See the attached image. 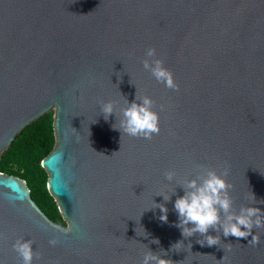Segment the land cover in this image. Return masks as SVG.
<instances>
[{"label": "water", "instance_id": "1", "mask_svg": "<svg viewBox=\"0 0 264 264\" xmlns=\"http://www.w3.org/2000/svg\"><path fill=\"white\" fill-rule=\"evenodd\" d=\"M149 48L178 88L144 68ZM144 96L159 114L150 139L122 126ZM52 110L42 166L67 224L0 172V264H22L18 239L33 242V264H142L148 251L170 264H264V227L258 244L212 227L219 244L202 246L174 207L185 181L227 168L233 211L264 210V0H0V157Z\"/></svg>", "mask_w": 264, "mask_h": 264}, {"label": "clouds", "instance_id": "2", "mask_svg": "<svg viewBox=\"0 0 264 264\" xmlns=\"http://www.w3.org/2000/svg\"><path fill=\"white\" fill-rule=\"evenodd\" d=\"M143 65L157 81L165 84L166 87L173 89L179 87L172 71L164 67L163 60L156 58L155 48H149L146 51ZM153 103L150 97L144 96L141 103L132 102L125 107L122 121L124 132L131 136H143L149 139L153 133H158L160 131L159 114L153 110ZM114 108L115 104L112 101L103 105L106 118L113 113ZM228 174L227 168L223 172L209 168L205 170L200 180L192 179L184 182L185 194L176 199L174 204L180 217L177 226L182 229L184 237H190L199 232L206 238V242L199 241L202 246L205 243L208 246L217 245L220 237L209 234V229L216 227L223 229L225 237L246 238L251 235L252 239L249 243L258 244L260 242L259 233L253 234V229L264 227V210L255 206H244L238 212L233 211V199L229 193L231 185L226 179ZM175 176L174 171L167 173L169 180ZM169 198L165 196L166 200ZM159 207L163 213L159 219L166 222L168 209L165 205H159ZM221 211H223V216ZM189 224L192 227H188ZM154 242L158 243V241ZM50 243L55 244L56 240ZM13 247L22 258V264H33L35 252L31 240L18 239ZM165 257L166 254L160 255L148 251L144 254L142 264H170L169 259Z\"/></svg>", "mask_w": 264, "mask_h": 264}, {"label": "trees", "instance_id": "3", "mask_svg": "<svg viewBox=\"0 0 264 264\" xmlns=\"http://www.w3.org/2000/svg\"><path fill=\"white\" fill-rule=\"evenodd\" d=\"M54 110L28 125L0 157V172L25 179L33 199L56 223L66 225L55 197L48 189L49 174L42 166L56 145Z\"/></svg>", "mask_w": 264, "mask_h": 264}, {"label": "bare ground", "instance_id": "4", "mask_svg": "<svg viewBox=\"0 0 264 264\" xmlns=\"http://www.w3.org/2000/svg\"><path fill=\"white\" fill-rule=\"evenodd\" d=\"M54 109H56V107Z\"/></svg>", "mask_w": 264, "mask_h": 264}]
</instances>
